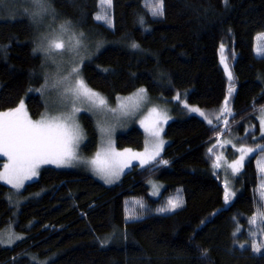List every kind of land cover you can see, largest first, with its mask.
Wrapping results in <instances>:
<instances>
[{
    "label": "trees",
    "instance_id": "1",
    "mask_svg": "<svg viewBox=\"0 0 264 264\" xmlns=\"http://www.w3.org/2000/svg\"><path fill=\"white\" fill-rule=\"evenodd\" d=\"M52 3L58 21L70 19L95 48L84 63L83 79L109 102L144 88L152 97L171 101L180 95L189 105L217 111L229 92L219 62L223 45L235 89L232 114L227 124L207 125L179 102H169L162 155L149 166H133L112 186L82 170L52 167L42 168L20 192L0 183V233L18 237L11 245L0 244V264H264V250L253 253L248 235L258 202L257 155L234 179L238 193L225 208L224 185L209 152L229 131L236 132L239 146L264 145L255 122L264 108V57L255 55V38L264 33V0H228L227 7L224 0H164L165 15L157 18L144 0H112L111 27L94 19L98 0ZM16 10L15 16L0 13V111L25 98L36 120L45 106L36 91L28 90L43 82V59L32 51L38 32ZM132 42L139 49L133 50ZM80 121L83 156L89 157L97 148V133L90 116L83 114ZM250 124L255 129L246 133ZM116 147L142 149V132L132 128L118 135ZM152 179L164 185L158 200L149 197ZM177 191L182 206L170 214L156 212ZM129 199L145 207L134 220H126ZM237 227L243 232L236 237Z\"/></svg>",
    "mask_w": 264,
    "mask_h": 264
},
{
    "label": "snow or ice",
    "instance_id": "2",
    "mask_svg": "<svg viewBox=\"0 0 264 264\" xmlns=\"http://www.w3.org/2000/svg\"><path fill=\"white\" fill-rule=\"evenodd\" d=\"M20 3V0H0V13L8 11L10 15L15 16L12 11ZM227 7L228 0H224ZM99 6L102 9L97 12L94 19L103 21L111 27V20L108 9L112 7V0H99ZM150 7V13L153 18L163 17L165 15L164 0H153ZM23 15L26 16L37 32L42 35L39 42L32 49L33 55L41 54L43 62L40 65L42 69V83L39 88H29V92H39L41 96L52 94L55 92L66 111L59 115L43 114L38 120H33L29 115L25 102L20 100L19 104L7 110L0 111V156L6 157L7 162L3 165V171H0V180L11 186L19 192L24 188L25 181L31 180L38 175V169L43 164H54L57 167H71L77 161V147L82 139V129L76 122V113L81 109L77 106L80 101H88L90 104L98 108H104L107 101L99 93L90 89L83 79L82 69L84 67V58L79 56L82 50L86 49V34L84 31H77V26L70 19H66L58 24L59 14L53 7L52 0H25ZM138 23L143 27L146 23L143 17H140ZM58 24V27H57ZM145 31L147 29L145 28ZM258 41L255 51L258 56L264 57V33L257 35ZM133 50L139 49V45L135 42L131 43ZM99 48V45L97 46ZM223 51V45H221ZM221 63L224 64V70L228 75L229 81L233 79L232 73L229 71L226 58L222 57ZM55 70V77L49 74L48 69ZM33 75H36L34 72ZM232 87H229V95H231ZM138 94L146 95V89H138ZM140 99L144 96L140 95ZM119 99V98H117ZM228 100L224 102V112H228ZM185 108H189L187 104ZM121 108H126L121 105ZM192 113H198L201 117H205V113L197 107L189 108ZM264 112V110H262ZM127 114V113H126ZM219 119V117H217ZM260 129L264 135V114L260 117ZM167 121V116L158 112L153 108L149 116L141 121V125L155 138L151 150L145 149L143 153L132 154L140 160L141 165L154 160L159 156L162 149L163 141L159 139L161 129L158 127L160 121ZM208 124L212 125V120L208 119ZM227 124V121H224ZM218 131V126L216 128ZM213 149L209 148V152ZM237 151L240 157L234 160L229 167L233 174L238 173L243 166L246 155L253 152V148L239 147ZM259 151L264 153V145L259 147ZM130 149H126L123 153L115 152L110 146L102 153L98 152L96 158L90 163L93 170L110 182L111 178L117 176L123 167L128 164ZM221 157L217 156L219 161ZM167 164L168 161H160ZM259 171L264 173V164L257 161ZM218 163L213 167H218ZM259 186L260 204L256 213L249 219V224L254 225L255 229H249V237L251 238V250L253 253L260 254L264 250V241H259V236H264V176ZM235 195L228 189V183L225 181L224 203L228 205L230 198ZM140 203V202H138ZM183 204L182 199L177 196L170 199L167 206L157 209L159 213L174 212ZM141 207L143 204L141 203ZM215 215V213L213 214ZM131 219L132 217H128ZM203 223V222H202ZM236 236L237 233L233 232ZM12 236L8 237V242H12ZM5 243L0 238V244ZM107 240L101 241L103 247ZM241 248L245 245L241 244ZM201 256H207V250H201Z\"/></svg>",
    "mask_w": 264,
    "mask_h": 264
},
{
    "label": "rangeland",
    "instance_id": "3",
    "mask_svg": "<svg viewBox=\"0 0 264 264\" xmlns=\"http://www.w3.org/2000/svg\"><path fill=\"white\" fill-rule=\"evenodd\" d=\"M152 2H153V0H144V5L147 8V10L149 11V13H150L149 5H151ZM24 6H25V0H20V3L16 6V8H17L16 11L19 15H23ZM98 7H99L98 12H99L102 10L99 6V0H98ZM108 13H109V17L111 20V8L108 9ZM150 15H151V13H150ZM97 22L104 24L105 26L109 27V25L105 24L102 20L97 21ZM59 23L60 22L58 21V24ZM58 24H57V27H58ZM41 35H42V33L38 32L36 43L39 42ZM85 43H86V49L82 50L80 52L79 56L76 57L77 59H79L82 56L84 58V63L87 62L92 57V54L95 51V48H92L90 41L86 40ZM257 43H258V41L255 38V48H256ZM255 55L257 57H261V56L257 55L256 51H255ZM222 57L225 58L224 48H223V51H221V48L219 50V62H220V65L224 71V74H225V76L229 82V87H230V86H232V80L229 81L228 75L226 74V72L224 70V64L221 63ZM226 63H227V61H226ZM227 65H228V63H227ZM228 68L230 71L229 65H228ZM48 71H49L50 75L55 77L54 67L49 68ZM232 89L233 90L231 92V95H229V92H228V94L225 98L228 100V106H227L229 109L228 112L223 111L225 101L223 102L222 107L217 111H207V110L199 108L202 112L205 113V117H207V119H205L204 117H201L198 113L190 112L189 108L196 107V106L189 105L186 102L180 100V95H177L175 98H173L171 101H169V100H166L162 97H152L148 94L147 91H146V95L138 94V89L136 91L126 95V96L116 97L114 102H109V100L107 98H105L104 96H102L100 94L107 101L106 107H104L102 109L96 107L95 105L90 104L86 100L80 101V102H78L77 106L81 110L78 113H76V122L79 124L80 128L82 129V139L79 141V144L77 147V161L74 162L73 166H71V167H57L54 164H43L38 169V175L36 177H33L31 180L25 181V185L32 182V181H35L38 178L42 168L52 167V168L59 169V170H82V171L87 172L90 176H92L95 180H97L101 184H103L105 186H112V185L118 183L120 181V179L123 177V175L127 171H129L133 166H139V167L149 166L151 164H154L157 161V159L162 155L164 148L167 145V140L164 137L165 127L171 120V116L169 113V106H170L169 102L170 103L179 102L180 105L184 109H186L190 115L198 117L199 119L204 121L207 125H209L207 122L208 119L212 120V125H217L220 123L225 124L224 121L227 120V118H229L230 115L232 114L231 103H232V97L235 93V89L234 88H232ZM36 94L40 95L39 92H36ZM140 95H143L144 98L140 99L139 98ZM41 98H42V101H43L44 106H45L44 111L41 115H43V114L59 115L62 112L67 110L64 108V106L62 105L58 95L55 92H53L50 95L46 93L44 96H41ZM117 98H119V99H117ZM23 101L25 102V98L23 99ZM185 104H187L189 106V108H185L184 107ZM121 105H125L126 108L122 109ZM153 108H156L158 112H162L167 116V121L164 122L163 120H161L159 125H158V127L161 129L159 139L163 141V145H162V149L160 151L159 156H157L154 160H151L148 163L141 165L140 160L132 154L143 153L146 148L151 150L153 147V143H154L155 138L152 137L149 132H146L145 128L141 125V121L145 120V118L149 116V113L151 112V110ZM262 110H264V108L261 109L257 113V115L255 116V122H256L257 130H258V138H264V135H262V133H261L260 119H259V117L262 114H264V112H262ZM83 114H86L92 118L95 130L97 133V148H96L95 152L92 155H90L89 157L83 156L84 155L83 154V148H85L84 146L86 143L84 128H83L81 121H80V116ZM41 115L38 119L41 118ZM217 117H219V119H217ZM38 119H36V120H38ZM132 128H137L142 132V135H143V147H142V149H140V150H135L132 148L118 149L116 147L117 136L128 132ZM245 129H246V133L253 131L255 129V125H253V124L247 125V127H245ZM109 146L115 152H118V153H123L126 149H130L131 153L129 154L127 166L123 167L117 176L111 178L110 182H105V179L103 177H101L100 175H98L93 170V167H92L90 161L96 158V154L98 152L102 153L104 150L108 149ZM239 147H242V146H239L237 144V134L235 131H229L227 135L218 137L216 139V142L211 147L213 149V151L210 152V154L214 158L212 168H213V171L215 173H219V175H220L219 177L223 182L224 189H225V181H227L229 191L235 193V195L230 198V203H231L236 198L237 193H238L237 189L235 188V186L233 184L234 179L242 171L243 166L246 163V161L250 157H252L253 155H257L256 161H255V167H256V171H257V175L259 177V180H258V185H257V197H258L257 200H258V202H257V206H256L255 211H254V214H255L256 210L260 204L259 186L262 183L261 178H262V176H264V173H261L259 171L257 161H260L262 164H264V153H261L259 151L260 146L253 148V152L249 153L248 155L245 156L244 161H243V166L240 169V171L238 173L233 174L229 165L234 160L239 159L240 153L237 151V149ZM243 147H245V146H243ZM217 156L221 157V159L219 161L216 160ZM0 162H1L0 171H3V165L7 162V158L0 156ZM217 163L219 166L214 168L213 165L217 164ZM0 183L11 188L10 185L5 184L2 180H0ZM147 185L149 188V197L154 199V200H158L161 196L164 185L156 179L150 180L147 183ZM22 189H20L19 192ZM13 190L18 192L15 189H13ZM177 196H179L182 199L180 191H177L174 195L167 198L164 205H162L161 207L167 206L168 200L175 199ZM138 202H140V203H138ZM141 203L142 202L140 200H137V199H129L125 202L126 220H134V219L139 218L138 217L139 212L143 211L145 208L144 206L141 207ZM229 204L225 205V203H224V207L225 208L228 207ZM177 209H179V208H177ZM156 212H158V211H156ZM170 213H172V212H167V213H162V214H170ZM129 216L132 218L129 219L128 218ZM248 223H249V220H248ZM249 226L252 229H255L254 225L249 224ZM235 232L237 233V235H236V237H237L238 235H240L243 232V229L241 227H237ZM9 236H12V238H13L11 243L8 242ZM0 238H3L5 240V243H3V245H11L14 241H16L18 239V237L16 235H13L10 231H7L5 233H0ZM258 240L264 241V236H259ZM250 244H251V240H250Z\"/></svg>",
    "mask_w": 264,
    "mask_h": 264
}]
</instances>
